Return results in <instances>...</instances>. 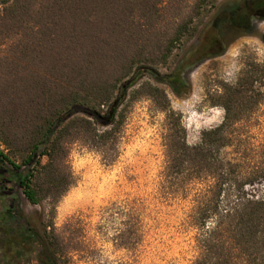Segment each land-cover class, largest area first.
Returning <instances> with one entry per match:
<instances>
[{
    "label": "trees",
    "instance_id": "16d2710c",
    "mask_svg": "<svg viewBox=\"0 0 264 264\" xmlns=\"http://www.w3.org/2000/svg\"><path fill=\"white\" fill-rule=\"evenodd\" d=\"M187 1L0 0V141L22 152L17 163L0 147V178L14 181L32 204L59 202L76 181L73 145L115 163L130 109L146 98L166 115L164 193L193 194L187 220L198 230L193 264H264V137L250 130L264 104V61L248 63L235 83L223 85L216 105L224 119L195 144L165 87L189 93L188 70L222 55L231 35L249 34L252 20L264 18V0L215 13L197 45L163 72L158 65L176 42L199 30L196 12L206 0L191 7ZM148 208L140 198L112 202L100 223H127L116 243L134 248ZM6 215L5 223L20 218L13 209ZM46 233L29 229L28 240L41 244L36 262L59 264L63 240Z\"/></svg>",
    "mask_w": 264,
    "mask_h": 264
},
{
    "label": "rangeland",
    "instance_id": "374dc122",
    "mask_svg": "<svg viewBox=\"0 0 264 264\" xmlns=\"http://www.w3.org/2000/svg\"><path fill=\"white\" fill-rule=\"evenodd\" d=\"M194 1L188 0L183 5L191 7ZM247 1H204L194 22L200 25L199 30L195 34L188 32L176 42L169 60L158 67L163 72L175 67L197 45L201 30L215 13L226 14L235 6L243 8ZM249 31L238 37L231 35L222 55L188 70L189 93L177 96L165 86L173 109L182 115L189 143H198L204 130L223 121L225 110L216 105L223 85L235 83L248 63L264 61V18L255 17ZM250 130L256 138L264 137V104L256 110ZM166 132L165 113L157 111L146 98L133 103L115 163L107 165L96 151L79 143L73 145L69 159L76 181L57 203L46 199L40 204H32L14 181L0 178L1 191L14 197L11 209L20 215V218L15 215L10 223H28L29 228L41 237L46 232L59 236L64 244L63 252L58 255L59 264H193L199 256L198 230L187 223L193 194L170 195L164 193L162 187ZM0 147L5 152L10 150L16 162H21L22 152L17 148L8 149L2 141ZM43 162H47L46 157ZM6 167L12 165L8 163ZM0 173H3L2 169ZM2 195L0 193V212L3 214L0 223H5L9 218ZM135 198L145 199L149 207L139 233V244L134 248L117 246V229L128 233V225L115 223L112 219L100 223L102 209L112 202ZM73 217L74 223H67ZM74 245L77 249L72 248ZM40 247V242L35 239L29 245L33 264H37ZM11 255L0 258V264H14L16 258L9 259Z\"/></svg>",
    "mask_w": 264,
    "mask_h": 264
},
{
    "label": "flooded vegetation",
    "instance_id": "af4514ba",
    "mask_svg": "<svg viewBox=\"0 0 264 264\" xmlns=\"http://www.w3.org/2000/svg\"><path fill=\"white\" fill-rule=\"evenodd\" d=\"M0 193H2V196L5 198L4 204L7 208L5 213H7V211L11 210V207L14 206V197H12L10 193L4 190L1 191V187ZM0 215L3 214H1L0 212ZM19 225L20 224L17 223H0V236H3L2 239H0V245H2L0 248V258L3 259V257L5 258L11 253L12 255L11 257H9V259L16 258V260H14V264H33L35 261H33L31 257H29V254L31 252V248H29V245L34 239L28 240L31 238L28 235L30 229L29 227L20 228ZM18 249H20L19 252L17 251Z\"/></svg>",
    "mask_w": 264,
    "mask_h": 264
}]
</instances>
